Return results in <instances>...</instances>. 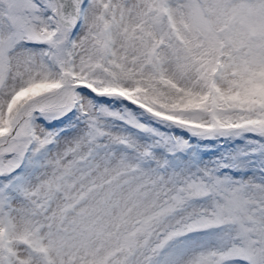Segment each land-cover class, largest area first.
Listing matches in <instances>:
<instances>
[{
    "label": "snow or ice",
    "instance_id": "obj_1",
    "mask_svg": "<svg viewBox=\"0 0 264 264\" xmlns=\"http://www.w3.org/2000/svg\"><path fill=\"white\" fill-rule=\"evenodd\" d=\"M0 264H264V0H0Z\"/></svg>",
    "mask_w": 264,
    "mask_h": 264
}]
</instances>
